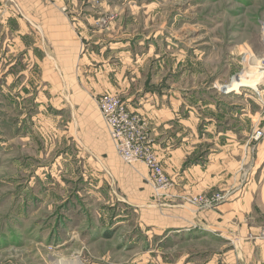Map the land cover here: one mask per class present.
I'll return each mask as SVG.
<instances>
[{"label":"rangeland","instance_id":"374dc122","mask_svg":"<svg viewBox=\"0 0 264 264\" xmlns=\"http://www.w3.org/2000/svg\"><path fill=\"white\" fill-rule=\"evenodd\" d=\"M12 1L0 0L3 16ZM39 2L59 6L80 35L78 57L87 55L82 67L92 74L91 97L100 117L99 98L114 95L144 118L166 180L155 185L144 162H125L113 147L141 181L126 182L124 189L106 187L97 165L100 155L83 149L71 134L70 91L67 81L66 88L60 76L50 74L53 63L46 52L51 55L52 46H42L43 31L27 20L24 43L31 53H7L0 40V264H229L236 259L234 245L264 242V86L241 79L263 59L264 0ZM53 68L57 72V64ZM102 75L109 86L102 82L97 89ZM218 83L256 90L228 95ZM128 94L156 106H175L177 114L192 115V121L205 120L210 103L225 104L230 111L229 104L236 112L220 124L233 125L242 138L241 118L251 113L246 141L237 144L245 148V157L232 183L201 192L210 201L205 208L216 211L241 242L222 227L209 229L192 218L181 225L175 220L180 213L170 214L172 200L180 212L201 210L181 197L186 193L176 189L152 146L147 119L125 102ZM193 126L202 127L191 124L188 131ZM250 186V209L232 208L230 203Z\"/></svg>","mask_w":264,"mask_h":264},{"label":"crops","instance_id":"0c3cea01","mask_svg":"<svg viewBox=\"0 0 264 264\" xmlns=\"http://www.w3.org/2000/svg\"><path fill=\"white\" fill-rule=\"evenodd\" d=\"M4 2H7V0H4ZM9 6L10 8L7 7L8 11L4 16L0 13V40L10 50L7 53L13 55L17 50H20L23 55L31 53L24 43L26 40L24 28H28L27 25H29L27 20L31 23V26L41 29L46 37L45 42L42 40L41 44L42 46H44V43L52 46V54L46 52V55L51 57L53 66L57 64V72H54L56 69L53 66L50 68L48 61L44 60L43 65L45 68L52 70L50 73L52 76L55 77V73L60 76L63 87L66 86L67 88L65 81L68 82V93L70 91L68 102L71 108L73 123L71 134L73 139L83 149L89 150L92 154V151H94L97 153L96 155H100L97 158V165L106 180V187L110 185L124 189L126 182L139 184L141 180L138 175L133 172L131 167L121 162L122 160L115 152L106 125L91 97L93 90L92 74H88L85 67H82L87 60V55L78 57L80 35L74 31L66 13L55 4L44 5L39 0H29V2L28 0H13ZM27 36H29V33ZM79 73L85 82L83 89L78 84L77 74ZM102 76L104 80L100 79L96 82L97 86L95 87L97 89H101L102 82H104L103 86L108 85L107 77ZM216 85L220 92L228 95L245 89L256 90L246 85L223 86L219 83ZM132 96L128 94L125 97L126 101H124L130 108L140 111L147 119L152 146L162 157L166 172L176 182V189H179L181 193L191 195L232 183L233 173L239 165V160H243L245 157V148L240 146L238 148L237 144L238 140L240 143L246 141L245 137L253 121L251 113H246L244 119L241 118V120H244V125L241 128L243 131H240L244 136L242 138V136H238V131L233 125L226 127L220 124L225 115L231 117V113L236 112V107H233L232 110L229 104L231 112L229 108H223L225 104L215 102L217 105L215 107L214 103H210L206 113L211 116L208 115L205 120L202 119V116L197 117L196 120L192 121V115L177 114L175 106L172 107L174 109L156 106V102H151L148 98L134 99L131 98ZM43 106L39 105L38 107ZM191 124L197 126L200 124L198 127L202 126L200 129L203 130H196L193 126V129L188 131ZM220 127H223L224 131ZM259 154L260 152L258 156ZM187 158L189 160H186ZM252 187L250 186L249 190L245 191L244 195L238 200L236 199L230 203L232 208L236 207L235 210L242 207L247 210L250 209ZM146 191L149 199L151 194L148 196V193L150 190L147 188ZM261 200L264 202V186L261 190ZM146 201L145 198L139 202ZM172 203V207H169L168 211L170 214L180 213L179 216L175 215V220H180L181 225L187 224L186 221L192 218L197 220L198 224L209 227V229L211 227L212 229L222 227L228 232H233L236 239L242 241L239 233L233 230L234 228L232 229L219 222L220 220L217 218L219 214L216 211L204 208L195 215L192 212L193 209H191L192 214L185 209H180L182 210L180 212L174 206V200H172ZM239 212L241 213V210ZM232 238H234V235ZM256 242L246 241L234 245L236 259L229 262V264H264V242H260V244Z\"/></svg>","mask_w":264,"mask_h":264},{"label":"built area","instance_id":"2783aa9c","mask_svg":"<svg viewBox=\"0 0 264 264\" xmlns=\"http://www.w3.org/2000/svg\"><path fill=\"white\" fill-rule=\"evenodd\" d=\"M98 106L105 121L108 136L120 158L128 163L141 160L147 166L155 185L164 184L166 177L148 142L144 118L139 113L129 110L114 95H102ZM181 197L186 203L193 205L196 211L210 204V201L201 193L186 194ZM262 233L264 236V230Z\"/></svg>","mask_w":264,"mask_h":264},{"label":"bare ground","instance_id":"6f19581e","mask_svg":"<svg viewBox=\"0 0 264 264\" xmlns=\"http://www.w3.org/2000/svg\"><path fill=\"white\" fill-rule=\"evenodd\" d=\"M257 67L241 73L242 83H251V85H264V59L260 60ZM254 87V86H253ZM62 264V263H61Z\"/></svg>","mask_w":264,"mask_h":264}]
</instances>
